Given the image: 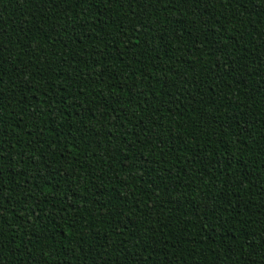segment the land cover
<instances>
[{
    "label": "trees",
    "instance_id": "1",
    "mask_svg": "<svg viewBox=\"0 0 264 264\" xmlns=\"http://www.w3.org/2000/svg\"><path fill=\"white\" fill-rule=\"evenodd\" d=\"M0 264H264V0H0Z\"/></svg>",
    "mask_w": 264,
    "mask_h": 264
}]
</instances>
